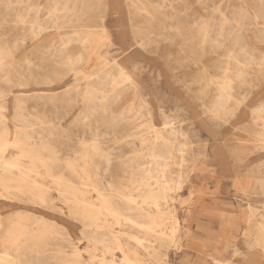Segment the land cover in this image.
<instances>
[{
  "label": "bare ground",
  "instance_id": "6f19581e",
  "mask_svg": "<svg viewBox=\"0 0 264 264\" xmlns=\"http://www.w3.org/2000/svg\"><path fill=\"white\" fill-rule=\"evenodd\" d=\"M129 1L148 22L156 20L165 2ZM2 2L10 10H18L15 26L22 23L33 39H41L51 29L56 32L72 26L74 30L52 43V49H37L38 62L29 57L17 59L14 54L18 43L11 44L0 34V98L6 96L2 83L14 93L13 87L29 80L52 82L61 75L60 68L75 71L77 85L62 93L15 94L12 124L4 111L6 102L0 101V198L54 207L52 191H56L70 217L82 224L81 235L88 243L85 250L89 258L55 222L35 212L18 211L5 218V227L0 226V264L165 263L161 247L176 238L179 219L170 203L186 179L189 141L164 112L161 125L155 123L153 107L118 61L107 60L98 49H69L73 42L80 47L89 42L96 33L91 28L107 29L104 22H82L83 16L107 0H46L33 8V17L29 13L31 5L27 11L21 6L29 0ZM252 4L250 8L239 6L231 13L214 8L213 14L218 16L199 17L188 27L191 37H186L187 33L177 25H169L181 35L182 45L192 48L187 54L196 69L200 93L211 96L206 107L217 118L233 114L235 106L247 100L248 95L241 90L253 85L249 80L252 72L264 74V51L256 50L258 47L248 43L243 33L254 29L256 39L264 41V0H252ZM43 11L47 16L42 19ZM223 47L227 49L226 59L218 78L211 72L212 54ZM86 66L89 70H85ZM36 96L46 100L36 102L43 110L30 113L28 99ZM79 101L82 111L74 121L87 128L91 137H80L75 154L63 157L60 145L36 131L34 125L40 130L49 129L51 134L58 128L66 131L57 109L67 113ZM48 106L57 112L53 125H48L53 120L43 112ZM108 113L112 134L118 140L114 146L108 145L99 131L98 122ZM253 113L261 126L256 137L264 142V106ZM123 121L126 124L121 129ZM125 145L130 146L129 153L124 151ZM114 163L119 166L115 174L111 172ZM248 235L264 251V218ZM66 243L71 245L69 250Z\"/></svg>",
  "mask_w": 264,
  "mask_h": 264
},
{
  "label": "rangeland",
  "instance_id": "374dc122",
  "mask_svg": "<svg viewBox=\"0 0 264 264\" xmlns=\"http://www.w3.org/2000/svg\"><path fill=\"white\" fill-rule=\"evenodd\" d=\"M148 1L155 4L163 0ZM45 2L29 0L21 5L24 7L22 10L27 11L26 7L31 5L29 13L33 17V8ZM105 3L90 15L83 16L82 22L89 25L104 22L107 29L102 31L100 26L91 28L96 33L89 42L82 47L73 42L69 49H98L107 60L118 61L153 107L155 123L161 125L164 112L174 119L177 128L185 132L189 141L186 179L170 203L179 219L176 238L174 242L161 247L166 261L162 264H225L228 261L264 264L263 249L248 235L256 231L257 224L264 218V142L256 137L261 126L256 123L253 113L256 108L264 106V74L252 72L249 80L253 85L241 90L248 98L235 106L233 114L223 118L214 117L206 107L211 96L200 93L196 69L188 59L187 51L192 48L183 46L181 35L169 27L170 24L177 25L187 33L186 37H191L188 27L199 17L218 16L212 11L217 7L227 13L239 6L250 8L254 6L252 0H165L162 12L150 22L135 12L129 0H107ZM17 11L10 10L5 2L0 4V34L11 44L18 43L14 54L17 59L29 57L33 62H38L37 49H52V43L59 41L61 36L71 35L74 30L72 26L62 27L56 32L51 29L41 39H33L22 23L15 26ZM46 16L43 11L41 18ZM243 33L248 43L258 47L256 50L264 51V41L256 39L254 29H245ZM217 51L212 54L211 72L219 78L227 49L223 47ZM59 72L61 75L54 77L50 83L29 80L13 87L14 93L9 85L2 83L6 96L0 101L6 102L4 111L10 117V124L15 114V94L62 93L77 85L75 71L60 68ZM37 101L46 100H38V96L28 99L30 113L43 110L42 106H37ZM57 110L66 131L58 128L54 130L55 134H51L47 128L40 130L38 125H34V128L42 131L41 134L47 138H53L60 145L63 157L73 156L79 147L80 137H91L87 128L74 121L82 111V103H75L67 113L62 108ZM43 112L53 120L48 125H53L57 112L49 106ZM125 124V121L121 122L120 128L123 129ZM98 125L103 139L114 146L118 140L112 134L111 113L101 118ZM130 149L128 145L124 146L125 152L129 153ZM118 168V164L114 163L111 172L115 174ZM52 194L54 207L0 198V226L5 227V218L14 212H35L55 222L74 245L82 248L84 257L88 259L89 252L85 250L88 243L82 238L81 222L70 217L69 209L58 198L56 191L53 190ZM65 246L69 250L71 245L66 243ZM116 255L120 259L121 254L117 252Z\"/></svg>",
  "mask_w": 264,
  "mask_h": 264
}]
</instances>
